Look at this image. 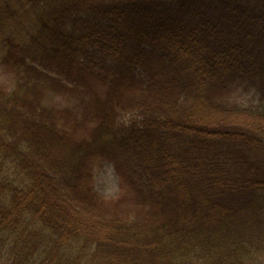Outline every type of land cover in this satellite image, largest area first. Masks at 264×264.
Returning <instances> with one entry per match:
<instances>
[{
	"label": "trees",
	"instance_id": "trees-1",
	"mask_svg": "<svg viewBox=\"0 0 264 264\" xmlns=\"http://www.w3.org/2000/svg\"><path fill=\"white\" fill-rule=\"evenodd\" d=\"M26 12L0 40V264H264V0H0V31Z\"/></svg>",
	"mask_w": 264,
	"mask_h": 264
},
{
	"label": "rangeland",
	"instance_id": "rangeland-1",
	"mask_svg": "<svg viewBox=\"0 0 264 264\" xmlns=\"http://www.w3.org/2000/svg\"><path fill=\"white\" fill-rule=\"evenodd\" d=\"M37 13H29L26 16H23V19H21V23L17 21H13L8 29V33L5 31H0V40L4 36H15L17 39L24 38V40H28L31 38L34 34H36L38 30L39 25V17H37ZM4 51L3 49H0V54H2ZM11 75H9L3 67H1L0 64V82H5L8 87L11 86ZM57 100L61 99V96L56 97ZM53 100V95H51V98L49 101ZM69 100L66 99L65 104H68ZM96 188L105 195H116L119 191V185H118V176L115 173L113 166L110 163H105L101 169L98 171L96 181H95ZM264 263V260H263Z\"/></svg>",
	"mask_w": 264,
	"mask_h": 264
}]
</instances>
